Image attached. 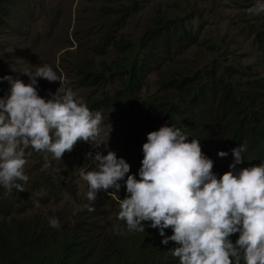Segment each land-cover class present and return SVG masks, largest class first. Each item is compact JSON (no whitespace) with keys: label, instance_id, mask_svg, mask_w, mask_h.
<instances>
[{"label":"trees","instance_id":"trees-1","mask_svg":"<svg viewBox=\"0 0 264 264\" xmlns=\"http://www.w3.org/2000/svg\"><path fill=\"white\" fill-rule=\"evenodd\" d=\"M144 1L109 0L111 5L97 10L98 39L85 37L83 31L76 34L85 53L74 64L73 78L89 90V110L102 116H124L131 110L150 124L135 139L134 156L126 159L129 174L139 179L147 134L165 124L181 129L189 141L199 140L218 177L229 171L234 162L231 150L240 144L247 150L238 169L264 163V70L259 67L264 60L244 63L247 54L241 46V38L247 36L264 53V13L248 11L258 0H232L230 5L239 9L231 19L236 25L233 33L216 29L208 34V12L181 7L173 13L158 11L140 34L128 37L122 31L143 10ZM28 3L0 0V31L16 14L21 16ZM154 74L159 77L158 91L143 98ZM220 151L228 155L220 157ZM20 183L23 192L13 188L0 197V264H179L172 254L177 245L162 244L151 222H143L144 232H128L126 222L118 219L119 200L127 194L124 181L118 193L101 190L94 202L86 196V204L95 211L83 207L69 216L64 209L57 214L46 210L59 200L56 183L43 178ZM105 215L112 217L107 225L101 222ZM51 217L58 219L59 229L50 226ZM165 234L172 235V229ZM238 236L233 234L231 241Z\"/></svg>","mask_w":264,"mask_h":264},{"label":"clouds","instance_id":"clouds-1","mask_svg":"<svg viewBox=\"0 0 264 264\" xmlns=\"http://www.w3.org/2000/svg\"><path fill=\"white\" fill-rule=\"evenodd\" d=\"M248 11L264 13V3L258 0ZM24 74L29 76L28 84L12 76L0 77L11 85L10 94L0 97V184L18 192L24 191L20 182L29 179L21 145L47 151L57 160L78 141L94 149L105 146L99 139L101 112L90 111L51 66L38 65L35 73ZM37 78L59 81L60 86L55 92L49 90L45 99L38 94ZM188 137L167 124L149 132L142 145L139 179L129 174L130 164L114 151L87 153L93 165L81 173L89 185L87 199L94 202L101 190L118 193L124 181L127 194L119 200L118 219L126 222L128 232H144L143 222H151L162 244L175 242L172 254L179 264H264V163L238 169L247 150L240 144L231 150L234 162L229 171L218 177L200 141ZM48 166L46 158L44 167ZM83 207L95 211L90 204ZM49 224L60 228L55 217L49 218ZM169 228L170 236L165 234ZM236 233L233 243L230 237Z\"/></svg>","mask_w":264,"mask_h":264},{"label":"rangeland","instance_id":"rangeland-1","mask_svg":"<svg viewBox=\"0 0 264 264\" xmlns=\"http://www.w3.org/2000/svg\"><path fill=\"white\" fill-rule=\"evenodd\" d=\"M230 3L232 0H145L143 10L128 22L122 33L134 38L158 11L173 13L181 7H196L207 11L208 34H214L216 29L219 30L216 32L224 35L233 33L236 25L232 24L231 19L239 9ZM104 5L111 3L109 0H29L28 6L20 10L21 16L16 14L10 19L8 27L0 31L1 77L12 76L28 84L29 76L24 73H35L38 65L47 64L60 77L61 83L71 87L86 104L89 90L80 88L73 78L74 64L85 53V50L79 49L76 34L83 31L85 37L98 39L101 34L95 27L97 10ZM241 41L247 54L244 63L256 65L258 60H264L263 51L252 38L243 36ZM259 67L264 70V65ZM158 78L156 74L151 76L143 98L151 97L158 91ZM59 86V81L50 83L46 79L37 78L38 94L45 99L49 98V90L55 92ZM10 87L8 81L0 80V97L6 98L10 94ZM102 117L99 139L107 146L106 149L104 145L94 149L89 143L78 141L71 151H66L61 160H57L47 151H36L30 145H21L26 159L24 174L29 177L28 180L43 178L56 183L54 185L59 200L52 202L47 211L57 214L64 209L67 216L79 214L86 204L89 191V185L82 179L81 173L93 167L86 154L100 151L107 155V151L111 150L126 160L134 156L135 139L150 128L149 122L141 114L131 110L124 116L117 113ZM46 158L49 164L47 168L44 167ZM8 191L0 184V197ZM44 193L47 194L46 190ZM33 214L30 213L25 219ZM107 220L111 221L112 217L105 215L101 222L107 225Z\"/></svg>","mask_w":264,"mask_h":264}]
</instances>
